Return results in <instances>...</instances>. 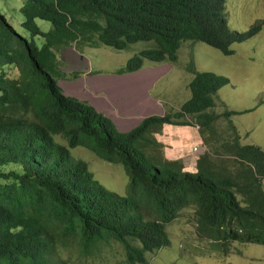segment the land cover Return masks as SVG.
Returning <instances> with one entry per match:
<instances>
[{
  "label": "trees",
  "instance_id": "16d2710c",
  "mask_svg": "<svg viewBox=\"0 0 264 264\" xmlns=\"http://www.w3.org/2000/svg\"><path fill=\"white\" fill-rule=\"evenodd\" d=\"M19 10L30 39L0 11V264H66L62 248L87 255L111 241L122 245L124 264H147L146 253L169 245L167 225L190 206L197 233L215 249L226 253L233 241L264 245V150L238 143L233 124L234 140L224 145L230 164L206 151L189 171L181 160L154 163L148 152L161 146L152 133L164 123L189 124L183 118L194 116L200 129H210L221 115L207 109L228 77L196 71L190 62L191 95L180 110L144 117L126 132L58 84L82 76L61 69L65 47L154 42L116 71L124 74L146 59L176 62L184 41L230 55L231 45L254 36L260 24L229 27L226 0H24ZM36 19L51 28L43 32ZM36 35L44 39L40 47ZM76 146L121 164L128 193L94 178L88 163L71 154Z\"/></svg>",
  "mask_w": 264,
  "mask_h": 264
},
{
  "label": "rangeland",
  "instance_id": "374dc122",
  "mask_svg": "<svg viewBox=\"0 0 264 264\" xmlns=\"http://www.w3.org/2000/svg\"><path fill=\"white\" fill-rule=\"evenodd\" d=\"M23 2L0 0V11L19 33L30 39V32L22 26L23 14L19 8ZM226 9L228 25L232 29L244 31L252 24H260L257 34L231 45L233 53L230 55H224L204 42L184 41L177 50L176 62L146 59L137 71L123 74L115 71L122 68L133 54L152 47L154 42L138 41L124 49H115L103 43L95 46L79 43L76 46L78 50L74 47L76 52L82 51L80 54L88 60L93 71L88 74L89 80L100 71L103 72L100 74L103 85H112L120 76L123 78L119 81H130V84L120 83L119 88L127 93H120L122 95L118 99L123 110L130 111V129L149 115L163 116L180 110L191 95L188 84L194 73L187 70L190 62L196 71H210L229 78V83L216 92L214 106L207 109L221 115L210 129H200L195 117L188 116L183 120L189 124L164 123L152 133L161 146L148 149V152L157 158L181 160L184 170L195 171L197 158L206 151L213 156L217 151L221 155L217 157L226 159V163L230 164L224 145L234 140L235 133L229 124H233L239 134L238 143L254 144L264 150V0H226ZM36 23L43 32L51 28L47 20L36 19ZM34 40L39 47L44 41L40 35L34 36ZM72 62L80 63L78 60ZM59 81L65 86L66 93L85 96L89 91L78 80L60 78ZM95 82L100 83V79ZM110 89L113 91V87L110 86ZM225 110L234 114L227 119L222 115ZM117 121L113 123L123 131L125 120L118 118ZM61 143H64L63 139ZM71 154L88 162L94 178L106 188L120 195L128 193L129 176L121 164L104 161L82 146L72 148ZM157 161L160 159L152 160L154 163ZM194 211L193 206L179 211L166 228L169 245L146 253L147 264H264V245L233 241L226 245V253L220 251V245L219 249H215L209 239L197 233ZM98 245V251L95 252L99 247L87 255H80L77 249L62 248L61 257L66 264H124V252L119 242L111 241L108 245L101 242Z\"/></svg>",
  "mask_w": 264,
  "mask_h": 264
},
{
  "label": "crops",
  "instance_id": "0c3cea01",
  "mask_svg": "<svg viewBox=\"0 0 264 264\" xmlns=\"http://www.w3.org/2000/svg\"><path fill=\"white\" fill-rule=\"evenodd\" d=\"M65 47L58 52V56L62 62L61 69L68 73L67 71H80L82 72V76L79 77L77 80L81 83V85L88 87L89 91L86 92L87 95H77L76 93H66L65 86H63L61 81L58 80V84L61 86L63 91L68 95L75 96L77 98L83 99L88 101L90 104H92L98 111L105 114L107 117H109L112 121L115 122V124L118 122V118H123L125 120V125H122L123 131H126L128 128L130 129V111L129 110H123L121 105L118 103L119 96L127 91L121 90L119 88L120 83H129L130 81H119L120 78H123L122 76L117 78V81L113 82L112 85H103V82L101 80L100 74L103 72H97L98 75L92 77L89 80L88 74H92L91 67L88 65V60L86 59L84 54H80L82 51H79L80 53L76 52L77 50L74 47ZM73 60H78L80 63H74ZM116 72V71H115ZM129 74V73H128ZM97 79H100L99 82H95ZM67 83H71V81H66ZM77 82V81H74ZM110 86L113 87V91H111ZM75 92V91H74ZM117 92V93H113ZM79 94H82L79 92ZM95 95V96H94ZM100 97V98H99ZM96 101H93V100ZM158 112L160 109H156ZM116 126V125H115ZM135 127V126H134ZM120 130V128H118ZM197 161V160H196Z\"/></svg>",
  "mask_w": 264,
  "mask_h": 264
},
{
  "label": "clouds",
  "instance_id": "9594fccd",
  "mask_svg": "<svg viewBox=\"0 0 264 264\" xmlns=\"http://www.w3.org/2000/svg\"><path fill=\"white\" fill-rule=\"evenodd\" d=\"M228 21V20H227ZM253 25V24H252ZM257 34V33H256ZM77 80V79H76ZM66 94V93H65ZM77 147V146H76ZM83 147V146H82ZM85 148V147H84ZM87 149V148H86ZM71 151V150H70ZM90 151V150H89ZM80 159V158H79ZM101 159V158H100ZM88 163V162H87ZM88 165H89V163H88ZM149 253V252H148ZM147 256V255H146Z\"/></svg>",
  "mask_w": 264,
  "mask_h": 264
}]
</instances>
